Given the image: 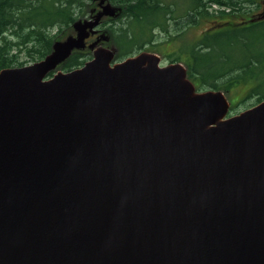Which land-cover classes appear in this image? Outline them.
<instances>
[{"label":"water","instance_id":"1","mask_svg":"<svg viewBox=\"0 0 264 264\" xmlns=\"http://www.w3.org/2000/svg\"><path fill=\"white\" fill-rule=\"evenodd\" d=\"M90 1L46 57L0 70V264H264V100L226 118L180 63H113L86 40L118 9Z\"/></svg>","mask_w":264,"mask_h":264},{"label":"trees","instance_id":"2","mask_svg":"<svg viewBox=\"0 0 264 264\" xmlns=\"http://www.w3.org/2000/svg\"><path fill=\"white\" fill-rule=\"evenodd\" d=\"M107 2L116 7L118 13L114 18L103 19L97 29L99 33L107 36L108 41L102 45L113 51L114 63L133 57L140 51H158L157 47L162 43L158 42V35L161 33H174L170 35L176 36L167 38L176 40L184 35L185 28L200 21L213 17L222 19L225 16L248 18L253 12L252 9L261 7V0H107ZM95 7L96 4L90 0H0V70L42 60L51 52L55 41L62 40L72 33L73 22L88 17ZM249 26L234 30L226 28L223 32L233 34L237 42L245 40L247 45L249 39L247 33L262 30L260 28L264 26V22ZM213 38L207 43L198 40L190 45L188 50L190 62H186L185 66L188 79L197 82L196 91L214 90L227 93L235 84L254 79L257 83L254 89V94L257 95L256 104L263 101L264 92H258L264 85L258 67L262 61L253 60L251 54L244 61H236L237 63L230 69L210 71L209 77H204L196 68L207 56L202 54L204 50L209 54L218 47V37ZM259 41L260 38L258 43ZM91 57L88 49L74 51L56 71H71L81 67ZM231 57L226 55L225 64L233 60ZM168 58L172 63L179 62L180 59L177 54ZM54 73L50 72L48 77ZM232 74L235 77L230 76L226 82L222 80L223 83H218L223 76Z\"/></svg>","mask_w":264,"mask_h":264},{"label":"rangeland","instance_id":"3","mask_svg":"<svg viewBox=\"0 0 264 264\" xmlns=\"http://www.w3.org/2000/svg\"><path fill=\"white\" fill-rule=\"evenodd\" d=\"M252 10L253 12L249 14L248 18L251 20H257V17L262 14V9L261 7L260 8L258 7L257 9H252ZM86 18L88 19V17ZM246 19L247 18H241V17L237 18L236 17L230 23L234 26L240 25L242 22H246L245 21ZM217 20L218 18L213 17V18H210L209 20L200 21L194 26H189L185 28L184 35L182 36L183 39L168 40V38H166L164 35L162 34L161 36L158 35V39H159L158 42H163L158 45L160 49L157 55L160 57V66L167 65L166 62L169 59L168 57L169 56L172 57L176 55L178 50L181 49L182 46L186 48L196 43L198 41V37L204 30L209 29L212 32H216V31H221V29H225V28L219 29V26H216L217 24L215 23H218L220 25V23L217 22ZM230 23L228 25H231ZM260 29L262 30H258V31L254 30L252 32L247 33V35L249 36V39H247L248 41L247 45H246L245 40L241 42H237L236 41L237 39L235 38L233 34H228L225 32L220 33L217 39L218 47L214 51L210 52L209 54H208V51L204 50L202 54H207V56H205L204 59L199 62V65H197L196 68L200 70V72H202L204 77H209L210 71L218 72L221 70L230 69L231 66L237 63L236 61H241V60L244 61L246 60V58H249L248 55L251 54L253 60L255 59L258 61H262V63L258 65V67H260V78L264 79V55H263L264 53V26L261 27ZM259 38H260V41L258 43ZM167 41L168 43H166ZM182 52H185V50L181 51V53ZM226 55H229L230 57L232 56L231 59H233V60H230L228 64H225V60L227 59ZM185 57H180L181 59H179V61L183 63L182 66L184 68H185V62L186 61L190 62L188 58L187 57L185 58ZM28 64H31V63H27L26 65ZM230 76L235 77L233 74L223 76L218 81V83L221 84L223 83V81L226 82L228 79H230L229 78ZM247 81L248 82H245V83L241 82V83L235 84V86L229 89L226 94L224 93V96L229 102V108L233 109V107H236L232 111L230 110L229 112L230 115H234L239 112H242L256 104L257 95L254 94V89H256L255 87H257V83L254 79H248ZM193 84L196 87L197 82H194ZM258 92L259 93L264 92V85H262V88L258 90Z\"/></svg>","mask_w":264,"mask_h":264},{"label":"flooded vegetation","instance_id":"4","mask_svg":"<svg viewBox=\"0 0 264 264\" xmlns=\"http://www.w3.org/2000/svg\"><path fill=\"white\" fill-rule=\"evenodd\" d=\"M260 4H261V9H262V4H263V0H261V2H260ZM234 18H236V17H232V16H228V17H224V18H218V20H217V22H219L220 23V25L218 24V23H215V24H217L216 26H219V29H221V28H225V29H221V31H216V32H212V31H210L209 29L208 30H204L201 34H200V36L198 37V40L200 41V40H204V42H208V40L210 39V38H213V39H215V38H217L218 36H219V34L220 33H222L223 31H225L226 30V28L227 29H231V30H234L235 28H240V27H248L249 25L251 26V24H255V23H257V22H264V17H262V15H260V16H258L257 17V20H251V19H249V18H247L245 21L246 22H242L240 25H232L230 22L231 21H233V19ZM238 18V17H237ZM231 24V25H228V24ZM249 26V27H250ZM218 29V30H219ZM251 30V29H250ZM99 31V30H98ZM172 32V31H171ZM99 33V32H98ZM162 34V33H161ZM161 34H159L160 36H161ZM170 34H174V33H167V34H162V35H164L166 38L168 37V36H172V37H174L175 35H170ZM210 37L209 39L207 38V37ZM96 37H97V35H93V36H90L88 39H87V41H86V43L87 44H89L90 42H92V41H94V40H96ZM178 39H183V37L181 36L180 38H178ZM175 40V39H174ZM163 43V42H162ZM166 43H168V41L166 42ZM180 46V45H179ZM157 49H158V51H159V49H160V47H157ZM185 50V52H182L181 53V51H184ZM188 50H189V47H184V46H182L181 47V49H179L178 50V52H177V55H179V57H187L188 58V60L190 61V55H189V53H188ZM146 52H151V53H155V54H157L158 53V51H151V50H145ZM185 57V58H186ZM181 59V58H180ZM170 58L168 59V61L166 62L167 64H171L172 62H170ZM186 60V59H185ZM187 62V61H186ZM185 62V63H186ZM175 63H181V64H183L182 62H175Z\"/></svg>","mask_w":264,"mask_h":264},{"label":"bare ground","instance_id":"5","mask_svg":"<svg viewBox=\"0 0 264 264\" xmlns=\"http://www.w3.org/2000/svg\"><path fill=\"white\" fill-rule=\"evenodd\" d=\"M99 26V25H98ZM98 28V27H97Z\"/></svg>","mask_w":264,"mask_h":264}]
</instances>
